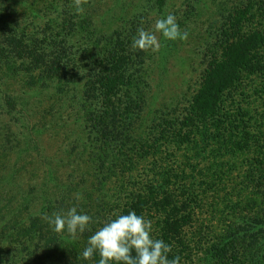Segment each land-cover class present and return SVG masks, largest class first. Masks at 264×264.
Segmentation results:
<instances>
[{
    "label": "trees",
    "instance_id": "1",
    "mask_svg": "<svg viewBox=\"0 0 264 264\" xmlns=\"http://www.w3.org/2000/svg\"><path fill=\"white\" fill-rule=\"evenodd\" d=\"M84 7L0 0V264H98L88 239L129 211L180 264H264V0ZM169 13L188 39L133 51ZM72 207L75 239L47 220Z\"/></svg>",
    "mask_w": 264,
    "mask_h": 264
},
{
    "label": "clouds",
    "instance_id": "2",
    "mask_svg": "<svg viewBox=\"0 0 264 264\" xmlns=\"http://www.w3.org/2000/svg\"><path fill=\"white\" fill-rule=\"evenodd\" d=\"M87 3L88 0H72L75 13L84 14V5ZM157 34L168 41H186L189 35L188 32L181 31L176 17L169 13L166 17L156 19L152 30L139 28L137 35L133 37L132 50L158 52L161 44ZM77 199H82V196L78 195ZM47 220L57 234L66 232L73 239L77 237V233L89 230V225L92 223V217L78 214L76 207L64 213H53L51 217H47ZM87 245L79 259L82 257L84 260H91L95 254H98V264H180L181 262L179 255L169 259L172 246L162 239L154 238L152 221L135 211L120 214L104 223L90 236Z\"/></svg>",
    "mask_w": 264,
    "mask_h": 264
},
{
    "label": "rangeland",
    "instance_id": "3",
    "mask_svg": "<svg viewBox=\"0 0 264 264\" xmlns=\"http://www.w3.org/2000/svg\"><path fill=\"white\" fill-rule=\"evenodd\" d=\"M182 54L179 53V56L180 57ZM171 66L169 67L170 70H168L167 74H166V80H165V83H166V92L171 95L172 93H175L176 91L178 92V89L176 88V85H179L181 84V80L183 78V70H182V67H181V64L179 62V59H175L173 58L172 61H171ZM179 81H180V84H179Z\"/></svg>",
    "mask_w": 264,
    "mask_h": 264
}]
</instances>
